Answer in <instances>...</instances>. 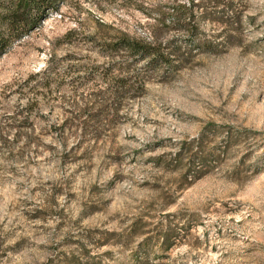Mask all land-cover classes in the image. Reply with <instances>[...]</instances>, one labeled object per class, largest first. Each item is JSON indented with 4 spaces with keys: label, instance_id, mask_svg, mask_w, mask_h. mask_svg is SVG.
<instances>
[{
    "label": "rangeland",
    "instance_id": "obj_1",
    "mask_svg": "<svg viewBox=\"0 0 264 264\" xmlns=\"http://www.w3.org/2000/svg\"><path fill=\"white\" fill-rule=\"evenodd\" d=\"M28 1L0 0V264H264V0Z\"/></svg>",
    "mask_w": 264,
    "mask_h": 264
},
{
    "label": "trees",
    "instance_id": "obj_2",
    "mask_svg": "<svg viewBox=\"0 0 264 264\" xmlns=\"http://www.w3.org/2000/svg\"><path fill=\"white\" fill-rule=\"evenodd\" d=\"M29 5L32 6L34 13H37V16L40 17L46 12H49L52 9L51 0H29ZM27 26L22 23V18H16L10 22L9 33L11 39L17 40L26 35ZM7 42L3 39H0V57L3 55ZM166 241L167 238H166Z\"/></svg>",
    "mask_w": 264,
    "mask_h": 264
}]
</instances>
